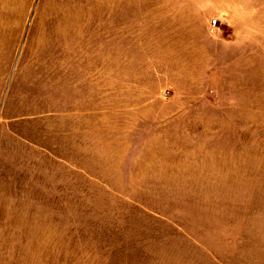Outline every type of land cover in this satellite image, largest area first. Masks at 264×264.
I'll return each mask as SVG.
<instances>
[{
  "label": "rangeland",
  "instance_id": "1",
  "mask_svg": "<svg viewBox=\"0 0 264 264\" xmlns=\"http://www.w3.org/2000/svg\"><path fill=\"white\" fill-rule=\"evenodd\" d=\"M0 264H264V0H0Z\"/></svg>",
  "mask_w": 264,
  "mask_h": 264
}]
</instances>
